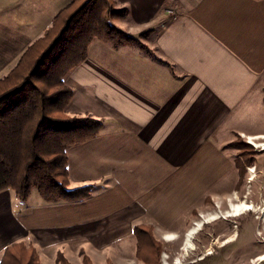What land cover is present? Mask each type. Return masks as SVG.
Wrapping results in <instances>:
<instances>
[{
    "label": "crops",
    "instance_id": "obj_1",
    "mask_svg": "<svg viewBox=\"0 0 264 264\" xmlns=\"http://www.w3.org/2000/svg\"><path fill=\"white\" fill-rule=\"evenodd\" d=\"M116 2L128 11L121 28L148 38L121 46L95 40L65 77L74 95L68 114L102 124L97 138L68 150L70 183L104 194L125 188L137 198L158 188L152 201L160 204L176 193L170 207L177 213L185 187L231 171V156L219 149L231 143L225 136L264 141V0ZM70 3L0 0V80ZM222 159L229 165L217 171ZM97 200L48 204L39 197L21 207L12 191L2 192L0 246L16 231L60 236L72 221L87 225L98 216Z\"/></svg>",
    "mask_w": 264,
    "mask_h": 264
},
{
    "label": "rangeland",
    "instance_id": "obj_2",
    "mask_svg": "<svg viewBox=\"0 0 264 264\" xmlns=\"http://www.w3.org/2000/svg\"><path fill=\"white\" fill-rule=\"evenodd\" d=\"M111 6L123 10L116 0ZM122 20L121 14L109 17L110 25L133 38V44L142 45L148 35L127 34L119 23ZM223 140L231 142L219 147L220 153L231 156V171L201 178V185L193 190L185 187L183 195L178 194L183 201L177 213L170 207L176 193L167 194L168 208L163 211L165 203L152 201L158 188L146 189L137 198L125 188L104 194L88 185L91 197L82 201L96 197L99 217L89 218L87 225L72 221L60 236L16 231L1 243L7 248L19 244L5 264H27L32 259L34 264H264L260 260L264 256V141L239 133ZM228 165L222 159L216 162V170ZM217 171L210 169V173ZM70 187L74 188L71 183ZM37 193L33 190L26 201L18 199L20 206L37 204ZM242 203L253 210L233 217ZM4 229L0 225V231ZM190 232L195 234L188 237Z\"/></svg>",
    "mask_w": 264,
    "mask_h": 264
},
{
    "label": "trees",
    "instance_id": "obj_3",
    "mask_svg": "<svg viewBox=\"0 0 264 264\" xmlns=\"http://www.w3.org/2000/svg\"><path fill=\"white\" fill-rule=\"evenodd\" d=\"M111 2L71 0L44 37L0 80V193L12 191L26 201L36 190L48 204L91 197V187H70L68 150L97 138L102 124L68 114L74 95L64 80L87 59L93 41L134 43L110 25L109 17L128 16L125 9L114 11ZM18 245L6 249L0 264Z\"/></svg>",
    "mask_w": 264,
    "mask_h": 264
},
{
    "label": "bare ground",
    "instance_id": "obj_4",
    "mask_svg": "<svg viewBox=\"0 0 264 264\" xmlns=\"http://www.w3.org/2000/svg\"><path fill=\"white\" fill-rule=\"evenodd\" d=\"M241 205H242L241 207H237V208L234 209V214H232L233 217L244 215V214L248 213L249 211L253 210V208L251 206H249V205H246V204H243V203ZM189 234L190 235H188V237H190L191 234H195V232H190ZM260 260L264 261V256L261 257Z\"/></svg>",
    "mask_w": 264,
    "mask_h": 264
}]
</instances>
